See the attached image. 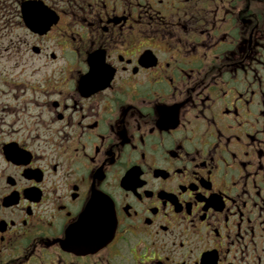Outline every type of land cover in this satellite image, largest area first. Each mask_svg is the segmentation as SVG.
<instances>
[{
    "label": "flooded vegetation",
    "instance_id": "flooded-vegetation-1",
    "mask_svg": "<svg viewBox=\"0 0 264 264\" xmlns=\"http://www.w3.org/2000/svg\"><path fill=\"white\" fill-rule=\"evenodd\" d=\"M0 9V264H264V0Z\"/></svg>",
    "mask_w": 264,
    "mask_h": 264
},
{
    "label": "rangeland",
    "instance_id": "rangeland-1",
    "mask_svg": "<svg viewBox=\"0 0 264 264\" xmlns=\"http://www.w3.org/2000/svg\"><path fill=\"white\" fill-rule=\"evenodd\" d=\"M10 21L12 22V20ZM15 32L16 34H20L21 30L16 29ZM5 65H6V61H5V12L2 9H0V77L2 79H5ZM1 78H0V85L5 86V83L1 81ZM2 98H3V101L5 102V95H3ZM3 114L5 116V111L3 112Z\"/></svg>",
    "mask_w": 264,
    "mask_h": 264
},
{
    "label": "water",
    "instance_id": "water-1",
    "mask_svg": "<svg viewBox=\"0 0 264 264\" xmlns=\"http://www.w3.org/2000/svg\"><path fill=\"white\" fill-rule=\"evenodd\" d=\"M23 20L25 24L32 30H38L43 26V25H37V21L34 19V17L30 15L23 14Z\"/></svg>",
    "mask_w": 264,
    "mask_h": 264
}]
</instances>
